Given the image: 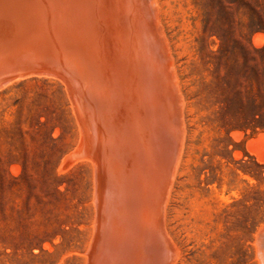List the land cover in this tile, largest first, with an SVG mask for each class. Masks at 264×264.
<instances>
[{
	"label": "rangeland",
	"instance_id": "obj_1",
	"mask_svg": "<svg viewBox=\"0 0 264 264\" xmlns=\"http://www.w3.org/2000/svg\"><path fill=\"white\" fill-rule=\"evenodd\" d=\"M154 4L170 53L159 58L160 62H167L162 63L163 70L158 64L154 66L158 68L155 69L157 73L153 65V69H149L154 75L158 74L157 77L163 73L160 78H165L159 81V77H152L151 71L147 70L151 67L148 64L147 67L144 65L143 71L146 81L150 82L149 78L157 81L154 84L151 79L156 89L153 88L155 92L151 93L146 89V97L152 94L156 99L159 92L164 96L161 100L160 93L161 99L155 102L160 111L150 107L154 105L150 102L152 95L147 97L149 101L146 98L145 106L149 109H144V114L148 115L145 123L149 129L146 130L153 126L155 129L151 131H156V135L146 131L147 136L143 137H148L149 143L143 140L145 147L139 145L141 148L133 151L143 156L140 155L141 159L137 161L146 158V163L152 164L146 168L149 173L145 171L147 179L155 183L154 195L167 192L158 196L161 207L157 219H160L154 222L155 218L153 223L143 220L147 196L144 188H140L143 185L139 184L141 173L130 174L132 167L134 171L142 172L141 167H146L142 164L145 159L140 162L141 167L132 164L129 173L131 180L138 179L133 180L138 190L133 188L134 182L130 190L136 189L134 193H140L139 197L134 190L131 193L123 191L131 188L127 185L122 184L125 188L122 186L121 189L123 196L130 194L133 202L141 199L137 203L142 205L136 207L124 196L122 199H128L127 203L130 201L129 205L133 207L132 210L131 207L122 209L125 203L119 207L122 196L118 189L120 194L116 199L119 202L113 200L117 201V207L111 206L114 202L110 199L109 206L108 200L104 204L107 208H119L120 216L116 214L114 219L115 208L106 210L109 215L105 207L102 209L101 193L97 194L101 192L99 175L96 174L100 173L97 169L103 164L102 159H106L100 157L99 146L103 153L105 149L108 151L109 143L106 142L107 135L104 134L103 139L100 137L99 120H96V128V118L93 121L91 114L92 119L89 118L80 97L70 101L67 86L60 79L23 77L0 90V264H145L144 256L149 260V255L155 253L152 259L157 261L159 251H166L163 258L158 254L160 264H264V0H154ZM163 80L165 85L169 84L165 86ZM149 84L146 83V88H151ZM165 89L169 91L165 92ZM151 111H158V118ZM170 119L172 124H168ZM164 120L169 121L165 123ZM150 133L152 138L148 136ZM154 137L164 142L165 145L160 143L163 150L167 147V152L174 151L173 160L166 150L161 149L158 153L173 161L165 160L170 166L164 161L166 156H163L164 164L161 157V162L155 161L158 155L154 147L157 149V145L152 143L159 142H155ZM99 141L106 143L105 146ZM146 151L153 153L148 156ZM134 152L133 155L137 154ZM151 154L157 156L155 160ZM103 156L107 155L104 153ZM153 165H159L161 173ZM163 168L170 175L163 172ZM162 172L166 173L165 180H162ZM154 174L165 182L161 183L162 187L157 186L160 178H153L156 182L152 180ZM160 189L162 192H158ZM140 190L144 191V198H141ZM148 197L146 201L154 198L149 203L158 201L154 196ZM126 205L123 207H128ZM100 208L103 214L99 212ZM127 209H130L129 213ZM108 210L110 213L112 210L111 216ZM122 212L133 215L125 217L126 220L120 218L123 220L120 221L117 217L126 216ZM108 217H113L111 224L118 221L113 230L112 225H108ZM133 219L141 221L137 224ZM101 221L107 226L99 225ZM155 223L161 224L154 228ZM120 224H123L121 228ZM144 228L151 234L145 236ZM113 231L116 235L111 233ZM140 235L145 242L141 241ZM153 235L156 243L161 241L160 245L153 242ZM112 237L115 244L124 241L123 245L134 246L130 245L128 249L120 244L115 246L122 245V249L116 248L111 243ZM124 238L131 242H125ZM149 238H152L151 244H155L151 248L145 246L146 243L150 245ZM95 240L102 243L97 245ZM95 247L99 249L96 255ZM149 248L152 255L144 253ZM150 249L147 252L151 253ZM129 251L134 255L131 256ZM113 257L114 260L120 258L119 262L117 259L116 263Z\"/></svg>",
	"mask_w": 264,
	"mask_h": 264
},
{
	"label": "water",
	"instance_id": "obj_2",
	"mask_svg": "<svg viewBox=\"0 0 264 264\" xmlns=\"http://www.w3.org/2000/svg\"><path fill=\"white\" fill-rule=\"evenodd\" d=\"M169 53L154 0H0V90L60 79L72 101Z\"/></svg>",
	"mask_w": 264,
	"mask_h": 264
},
{
	"label": "bare ground",
	"instance_id": "obj_3",
	"mask_svg": "<svg viewBox=\"0 0 264 264\" xmlns=\"http://www.w3.org/2000/svg\"><path fill=\"white\" fill-rule=\"evenodd\" d=\"M159 14V13H158ZM160 21V20H159ZM162 57H164V56H162ZM165 58V57H164ZM168 58H170V57H168ZM163 59V58H162ZM170 60V59H169ZM155 62H153L152 64H151V62L150 63H148V65H150L151 67L149 68V66L148 65H145L146 67H147V70H149V69H151L152 68V65H153V67L155 66H157V64H158V67H160V65H161V68H162V66H163V64L162 63H167L166 61L165 62H160L159 61V58H158V60L156 59V60H154ZM158 61V63H156ZM160 62V63H159ZM156 64V65H155ZM143 67L144 66H142V68L140 67V68H138V69H136V70H134V71H132V72H129V73H127V74H125V75H123V76H121V77H119V78H117V79H115V80H113V81H111V82H109V83H107V84H105V85H103V86H101V87H99V88H97V89H94V90H92V91H90V92H88V93H86V94H84V95H82V96H80V99H81V101H82V104H83V106L85 107V109H86V111H88L89 112V115L91 114L92 115V117H93V121H94V118H96L95 119V126H96V128H97V119L99 120L98 122H100V126H101V131L100 132H102L101 134H100V137L103 139V136H104V134L105 135H107V137H108V139L107 138H105V139H107L108 141H106L107 143H109V145L107 146L108 147V151L105 149V150H103V148H102V150L104 151L103 153H101L102 151H101V146H99V150H100V154H101V156L100 157H105L106 159H102L104 162H103V164H101V166L99 167V169H97V171L98 170H100V173L99 174H96V176L97 175H99V176H97V178L99 179V183H98V188L100 187V190H101V192H96L97 194H99V193H101V195H100V204H101V207H102V209L104 208L105 209V211L107 210V209H110V208H113V207H111L112 205L114 206L115 205V203L117 204V201L119 200L118 198V200L116 199V196L118 195V194H120L121 193V195H119L120 197H121V199L123 198L124 199V196H125V198H126V196L127 195H124L123 196V194L124 193H122V191H121V189H123V187L124 186H128V187H131V188H129V189H126L125 187V189L123 190V191H130L129 193H131L133 190V193L136 191V189H137V187H135L136 185V182H134L133 180L135 179H137V177H135L133 180H131L132 178H130V175H129V173H130V168L132 167L131 165L132 164H135L136 166L139 164L140 165V167H141V165L143 164V165H146V167H144V166H142L141 168H142V172H141V170L140 171H134V168L132 167V169H131V175L132 174H136V172H140L141 173V178L139 179L141 182L139 183V184H142L143 183V185H142V187H140L141 189L142 188H144V191H145V193H146V196H147V198L146 199H144V204H146V206H144V208H143V211H142V217H143V220L144 221H149V222H152L155 218H156V221H154V222H158V220L160 219V218H158L157 219V217L159 216V206H160V199H158L159 197L158 196H160L161 197V195L162 194H167V192L165 193H159L158 194V196H156V195H154V194H156V193H154V192H156V190H154L155 189V183L153 182H151V181H149L148 179H147V175H146V173L149 171L148 169L146 170V168H149V166H151L152 164H150V165H148L146 162L148 161L146 158H144V159H142V160H140V162L142 163V162H144V163H140L139 162V160L137 161L136 159H138V158H140V155L138 154V156H137V158H136V155L137 154H134L133 155V149H139V145H141V147H145L143 144L144 143H146V141L145 140H149V139H147L148 137H146V139L144 138L145 136H147V133H146V131H150V132H152L151 131V129L153 128V126L150 128V130H146V120H145V117L147 118L148 117V115H146V114H144L145 112H144V109H146L147 107L145 106L146 104H147V102H146V98L147 97H151V95L152 94H150V95H148L147 97H146V89H148V92L149 93H151L153 90V86H152V84L154 83H157V81L156 80H153L152 78H149L150 79V82H148V81H146V79H145V77H146V75H145V73H144V71H143ZM154 67V72L155 73H157L156 72V70L155 69H157L158 70V68H155ZM164 67V66H163ZM145 68V67H144ZM165 68H167V65H165ZM169 68V67H168ZM146 69V68H145ZM144 69V70H145ZM153 69V68H152ZM146 70V71H147ZM159 70H160V68H159ZM162 70H163V68H162ZM145 71V72H146ZM149 71H151V70H149ZM153 71V70H152ZM152 71H151V74L153 75L152 77H154L155 75H158V74H155L154 75V72L152 73ZM171 71V70H170ZM147 73H148V71H147ZM151 74H149L148 73V75L151 77ZM166 74H170V73H166ZM165 74V75H166ZM161 75H163V73L161 74ZM161 75H159L158 77L160 78V76ZM167 75V76H168ZM172 75V77H170V82L172 81L171 80V78H173V73L171 74ZM155 77H157V76H155ZM157 77V78H158ZM169 77V76H168ZM167 77V78H168ZM163 78H165L164 76H163ZM163 78H160L159 79V81L161 80V79H163ZM175 78V77H174ZM148 79V80H149ZM151 79L153 80V83L151 82ZM165 80V79H164ZM163 80V82H164V85H165V81L167 80H165L164 81ZM162 82V81H161ZM169 82V81H168ZM146 83H150L149 85H151V88H150V86H147V88H146ZM167 83V82H166ZM153 84V85H154ZM167 84H169V83H167ZM166 84V85H167ZM173 83H171V85H172ZM165 85V86H166ZM159 86H161V85H159ZM169 86V85H168ZM173 86H174V84H173ZM162 87V86H161ZM160 87V88H161ZM150 88V89H149ZM168 88V87H167ZM170 88V87H169ZM168 88V89H169ZM175 88H177V84L175 83ZM154 89H156V88H154ZM163 89V88H162ZM171 89H174L173 87L171 88ZM170 89V90H171ZM150 90V91H149ZM165 90H167V89H165ZM159 91V90H158ZM157 91V92H158ZM169 90H167V91H165V92H168ZM175 91L177 92V90L175 89ZM174 91V92H175ZM153 92H155V90L153 91ZM156 92V93H157ZM170 92H172V91H170ZM175 92V93H176ZM161 92H159V93H157L158 95L160 94ZM162 94V95H161ZM159 96H161V98L164 96L163 95V93H161ZM167 94V93H166ZM165 94V95H166ZM169 94V93H168ZM171 94V93H170ZM157 95V98L156 99H154V97H153V95H152V99H151V103H152V105H153V103H154V105L153 106H155L156 107V105H155V102L157 103V99H159L160 97ZM176 95V94H175ZM175 95L173 96V97H175ZM177 96V95H176ZM180 95H178V97H179ZM166 97V96H165ZM160 98V99H161ZM168 98H169V96H168ZM171 98H172V96H171ZM152 100H154V101H152ZM161 100H163V98L161 99ZM169 100H170V98H169ZM147 101H149L148 100V98H147ZM79 102V101H78ZM149 102V104H151ZM176 102V101H175ZM146 103V104H145ZM163 104H164V101L162 102ZM148 104V105H149ZM161 104V103H160ZM165 104H167V103H165ZM164 104V105H165ZM171 104V103H170ZM169 104V105H170ZM172 104H174V103H172ZM171 104V105H172ZM147 105V106H148ZM153 106H150L151 108H153V110H158V111H160V109L159 108H157L156 107V109H154L155 107H153ZM166 106V105H165ZM174 106V105H173ZM146 107V108H145ZM165 108H167V106L165 107ZM148 109V108H147ZM146 109V110H147ZM180 109V108H179ZM171 109H169V111H170ZM173 110V109H172ZM175 110V109H174ZM148 111H149V109H148ZM158 111H156V113L158 112ZM152 112V111H151ZM154 112V114L156 115V113H155V111H153ZM152 112V113H153ZM166 112V111H165ZM164 112V115H165V117H166V113ZM179 112V111H178ZM159 113V112H158ZM169 113V112H168ZM170 113H171V111H170ZM87 114V113H86ZM153 114V115H154ZM91 115H90V117L89 118H91ZM152 115V116H153ZM154 115V116H155ZM162 115H163V111H162V114L160 113L159 114V116H161L162 117ZM87 116H88V114H87ZM86 116V117H87ZM167 116H169V115H167ZM156 117H157V115H156ZM170 117V116H169ZM158 118V117H157ZM172 118V117H171ZM176 118V117H175ZM92 119V118H91ZM151 119V118H150ZM153 119H155L154 117H153ZM160 119V118H159ZM89 120V119H88ZM166 120V119H165ZM164 120V122L166 123V122H168V121H165ZM156 121H157V119H156ZM156 121H154V123H156V124H158L159 122H161V120H158V123L156 122ZM170 123H168V124H172V119H170ZM150 123H151V121H149ZM173 122H175L174 120H173ZM153 123V122H152ZM163 124L164 126H166V124ZM176 123H177V121H176ZM97 124V125H96ZM178 124V123H177ZM155 125V124H154ZM94 127V126H93ZM155 127V126H154ZM176 127H178V126H176ZM180 127V126H179ZM95 128V127H94ZM159 127H157L156 128V130L158 129ZM172 128H173V126H172ZM147 129H149V127L147 128ZM153 129H155V128H153ZM100 130V129H99ZM95 131V130H94ZM97 131V130H96ZM95 131V132H96ZM103 131H104V133H103ZM145 131V132H144ZM160 131V130H159ZM165 131V130H164ZM156 132V131H155ZM154 131L152 132L153 134L152 135H156V133H155ZM161 132V131H160ZM160 132H158L157 131V133H160ZM166 132V131H165ZM97 133H98V131H97ZM145 133V134H144ZM155 133V134H154ZM98 135V134H97ZM143 135H144V137H143ZM149 136V138H150V136H151V133H150V135H148ZM160 136H161V134H160ZM153 136H151V138H152ZM95 138H96V133H95ZM142 138H144V139H142ZM104 139V140H105ZM154 139L155 140H157V138L156 137H154ZM158 139H159V136H158ZM99 139H97V141H98ZM134 140H135V142H136V144L138 143V146L136 145V144H134ZM143 140H144V143H142L143 142ZM154 140V141H155ZM96 141V142H97ZM151 141H153L152 139H151ZM162 140H157V141H155V142H159V144L160 143H162L161 142ZM99 142H101V141H99ZM98 143V142H97ZM102 144H104L103 146H105V144L106 143H104V142H101ZM140 143V144H139ZM142 143V144H141ZM148 143H149V141H148ZM150 143H152V142H150ZM154 146L155 145H157V149L159 148L158 146H160V150H158L157 151V149L154 147V151H156L155 153L158 155V153H159V151H161V149L163 150V145H165L164 144V142L162 143V144H157V143H152ZM151 144V145H152ZM98 145H99V143H98ZM97 145V146H98ZM143 145V146H142ZM145 145H147V144H145ZM152 145V146H153ZM167 145V144H166ZM102 146V147H103ZM135 146H137V147H135ZM147 146H149L150 147V145H147ZM146 146V147H147ZM140 147V148H141ZM106 148V147H105ZM166 148L167 147H165V149L163 150V152L166 150ZM175 148V147H174ZM145 149V148H144ZM143 148H142V150H144ZM149 149V148H148ZM97 150V149H96ZM141 150V149H140ZM146 150V149H145ZM151 151H153L152 149H151ZM153 151V152H154ZM168 151V149L165 151L166 152V154L168 153L169 154V152H170V150H169V152H167ZM97 152H98V150H97ZM107 152V153H106ZM134 152V153H135ZM141 152H144V151H141ZM140 152V153H141ZM153 152H149V151H146V153H148V156H149V153H153ZM173 153H171V155L172 154H174V151H172ZM105 153V155H107V156H103V154ZM97 154V153H96ZM165 154V153H164ZM152 156H153V154H151ZM162 155V154H161ZM161 155H158V158L159 157H161ZM170 154H169V157L171 156ZM155 156V155H154ZM153 156V159L155 160V158L157 157V156H155L154 157ZM163 156H166L167 157V155H163ZM163 156L161 157L162 159V162H163V164H164V161L166 160L167 161V159L169 158V157H165L166 159H164V161H163ZM174 155H172V157H171V159L173 158L174 159V157H173ZM141 157H143L142 155H141ZM158 158H157V160H155V161H160V158H159V160H158ZM98 159V158H97ZM141 159V158H140ZM150 159H152L151 157H150ZM170 158L168 159V160H170V162H173L172 160H171ZM137 162H136V161ZM144 160V161H143ZM153 160V161H154ZM95 161V160H94ZM165 161V163H169L168 165L170 166V162H166ZM98 162V161H97ZM150 162V161H149ZM161 162V161H160ZM102 163V162H101ZM151 163V162H150ZM98 164V163H97ZM172 164V163H171ZM96 165V164H95ZM100 165V164H99ZM157 165V164H156ZM156 165H153V168H154V166H156ZM96 166H98V165H96ZM148 166V167H147ZM159 166V165H158ZM158 166H156V167H158ZM167 166V165H166ZM168 166V167H169ZM173 166V164L171 165V167ZM139 167V168H140ZM155 167V168H156ZM163 167V166H162ZM138 167H136V169H137ZM144 168V169H143ZM152 167H150V169H151ZM158 169V172L159 173H161V171H159V169H161V168H157ZM164 169V168H163ZM162 169V170H163ZM147 172H146V171ZM151 170H153L154 171V173H156L155 172V170L154 169H151ZM150 170V171H151ZM133 171L135 172V173H133ZM170 171H171V169H170ZM163 172H166L167 173V171H165V169L163 170ZM162 172V173H163ZM149 173V172H148ZM166 173H165V175H164V173L162 174V175H164L163 177H164V179H162V180H165V176H166ZM174 173V172H173ZM137 174H139V173H137ZM167 174H169V173H167ZM151 175V174H150ZM149 175V177H151ZM155 175V177H151L152 178V180H153V178L156 180V179H159L158 178V176L156 175V174H154ZM170 175V174H169ZM156 176H157V178H156ZM168 176V175H167ZM173 176V175H172ZM139 177V176H138ZM162 177V178H163ZM170 177V176H169ZM167 178V177H166ZM142 179V180H141ZM138 180V179H137ZM155 180H153V181H155ZM161 180V178L159 179V181H161V182H159L158 183V187H162V184L161 183H165V182H163ZM169 180V182L171 183V179H168ZM168 180H166V182L168 181ZM131 181V182H130ZM132 182H134V184L132 185L133 186V188H136V189H133L132 191L130 190V189H132V186H131V183ZM139 182V181H138ZM156 182V181H155ZM157 182H158V180H157ZM169 182H167V183H169ZM122 184H124V186L122 185ZM129 184H130V186H129ZM97 185V184H96ZM100 185V186H99ZM160 185V186H159ZM165 185V184H164ZM123 186V187H122ZM126 186V187H127ZM137 186H141V185H137ZM165 186H167V184L165 185ZM97 187V186H96ZM121 187V188H120ZM169 187V185L167 186V188ZM139 188V187H138ZM164 188H166V187H164ZM170 188V187H169ZM118 189H119V191H120V193H118L119 191H118ZM99 190V191H100ZM138 190V189H137ZM140 191H142V190H140ZM139 191V192H140ZM144 191H142L141 192V194H143V192ZM149 191V193H147V192ZM154 191V192H153ZM158 191V190H157ZM162 192V190L160 189L158 192ZM164 191H167V190H164ZM129 193H127V194H129ZM134 194H138L137 196L139 197V194L140 193H134ZM149 194V195H148ZM163 195V196H164ZM118 196V197H119ZM133 195H131V197H132ZM136 196V195H135ZM141 196V195H140ZM143 197H141V198H144L145 197V195L143 194L142 195ZM148 196H151V198H152V196H156L155 197V199L157 200L158 199V201H156L154 204L153 203H149V202H152L153 200H154V198H152L153 200L151 201H146L147 199H149L150 197H148ZM97 197V199H98V196H96ZM129 197H130V194H129ZM128 196H127V198L130 200V198H129ZM163 198H166V197H163ZM108 199H110V201H113L114 199L115 200H117L116 202H114V203H112L111 204V206H110V208H107V206H109L110 205V201L108 200ZM119 200L118 202L120 203H118L119 205V207H121V205L123 204V203H125V205H126V203H127V201H128V199L126 200L125 199V201L124 200ZM131 199H133V198H131ZM162 199V198H161ZM107 200H108V205L106 206L105 204L107 203ZM136 200V199H135ZM139 201L141 200V199H138ZM138 200L137 201H132V200H130L131 201V203H133V205H136V207L137 206H139V205H142V204H139L138 205ZM160 200V201H159ZM164 201H165V199H163ZM122 201H124V202H122ZM129 201V202H130ZM142 201V200H141ZM97 202H98V200H97ZM104 202H105V204H104ZM122 202V203H121ZM129 202L127 203L128 205H126V206H128V207H123V206H125V205H123L121 208L122 209H126V208H130L131 206L133 207V205L132 204H130L129 205ZM136 202V204H134ZM138 202V203H137ZM163 203V202H162ZM105 206H104V205ZM96 205H97V203H96ZM116 206V205H115ZM98 207V206H97ZM117 207V206H116ZM132 207L130 208L131 210H132ZM135 207V208H136ZM140 207V206H139ZM142 207V206H141ZM161 207V206H160ZM115 208V207H114ZM113 208V209H114ZM101 209V208H100ZM102 209L99 211L101 214H103L102 212ZM103 209V210H104ZM112 209V210H113ZM119 209V208H118ZM117 208H115L114 209V219H116V214H119L120 212H119V210H118ZM124 209V210H125ZM130 209H127V213H129L128 212V210H130ZM136 209H138V208H136ZM135 209V211H139V210H141V208L139 209V210H136ZM112 210H111V213H110V211H109V213H110V216H111V214H113L112 213ZM115 210H117L118 212L117 213H115L116 211ZM121 210V209H120ZM162 210V208L160 209V211ZM123 211V210H122ZM123 212H125V211H123ZM122 212V213H123ZM132 212V211H131ZM133 212H134V210H133ZM132 212V213H133ZM106 213L108 214V212L106 211ZM126 213V214H127ZM161 213V212H160ZM107 214H105V216L107 215ZM123 214H125V213H123ZM125 214V215H126ZM137 214H140V212L139 213H137ZM109 215V214H108ZM107 215V216H108ZM116 215V216H115ZM122 215V214H121ZM129 215H131V213L130 214H128V215H126V216H121V217H117L118 218V220H120V218H122V219H124V220H126L125 219V217H130ZM133 215V214H132ZM131 215V216H132ZM136 214H135V212H134V216H135ZM162 215V214H161ZM100 217H101V215H99ZM118 216H120V214L118 215ZM138 216V215H137ZM141 216V215H140ZM103 217V216H102ZM160 217V216H159ZM104 218V217H103ZM111 218H113V217H111ZM109 219V217H108V222H109V226L110 225H112V226H110V227H112L111 229L113 230L114 228H115V224H116V226H118L117 225V220L113 223L112 222V224L110 223L111 221H112V219ZM134 218V217H133ZM138 218H139V216H138ZM161 218H162V216H161ZM105 219V218H104ZM106 219H107V217H106ZM113 219V220H114ZM121 219V220H122ZM131 219H132V217H131ZM111 220V221H110ZM120 220V221H121ZM133 220H135V219H133ZM98 221H100V219H98ZM123 221V220H122ZM135 221H137V220H135ZM135 221H133V223L135 224ZM141 221V220H140ZM139 221V222H140ZM96 222H97V220H96ZM104 222V221H103ZM102 221H101V224H99V225H103V224H105V222L103 223ZM138 222V221H137ZM136 222V223H137ZM139 222L137 223V224H139ZM162 222V221H161ZM124 223H126V221H124ZM147 223V222H146ZM153 223V222H152ZM97 224V223H96ZM127 224H128V218H127ZM157 224L159 225V224H161V223H155L154 224V228H156L157 227ZM106 225V224H105ZM105 225L104 226H102L103 227V229H104V227H105ZM130 225V223L128 224V226ZM152 225V224H151ZM155 225H156V227H155ZM107 226V225H106ZM114 226V227H113ZM120 226V228L123 226V224H120L119 225ZM138 226V225H137ZM134 227V226H133ZM162 227V226H161ZM95 228H96V226H95ZM98 228V227H97ZM107 229H109V227L107 228ZM124 229L126 230V228L124 227ZM133 229H135V228H133ZM141 229V228H140ZM118 230H120L119 229V227H118ZM122 230V229H121ZM128 230H130V229H128ZM146 230L147 231H149V229H147L146 228ZM107 231V230H106ZM115 231H117V229L115 230ZM115 231H113V232H115ZM131 231H133V230H131ZM142 231V230H141ZM143 231H145V228L143 229ZM97 232H98V234L100 235V233H99V230L97 229ZM101 232V231H100ZM113 232H111L113 235H116V233L118 232H115V233H113ZM134 232V231H133ZM136 232V231H135ZM134 232V234H138L137 232L135 233ZM105 233V232H104ZM103 233V234H104ZM130 233V232H129ZM141 233V232H140ZM146 233H147V235L148 234H151V232H146L145 231V233H144V235L146 236ZM157 233V232H156ZM161 234H162V237H163V233H162V231L160 232ZM165 233V232H164ZM111 234V235H112ZM121 234L124 236L125 235V231L123 230L122 232H121ZM158 234H159V232L157 233V236H158ZM105 235V234H104ZM112 235V236H113ZM160 235V234H159ZM117 236H119L118 234H117ZM117 236H116V238H117ZM135 236V235H134ZM144 236V237H145ZM150 236V235H149ZM108 237V236H107ZM120 237V236H119ZM126 237H127V235H126ZM142 237H143V235L141 236L140 235V238H141V241L143 240L142 239ZM152 237H154V240H153V242H155L156 241V239H155V235H153ZM159 237H161V235L159 236ZM97 238V237H96ZM102 238V237H101ZM100 238V239H101ZM104 238V237H103ZM115 238V237H114ZM147 237H145V239H146ZM107 239V238H106ZM119 239V238H118ZM117 239V240H118ZM151 239L152 238H149L147 241H149L150 240V245L149 244H147L146 243V247H149L150 246V248L152 247V245H155V244H159L160 245V243H161V241L160 240H158V241H160L159 243H156L155 242V244H151ZM163 239H165L164 237H163ZM162 239V240H163ZM99 240V239H98ZM109 239H107V241H108ZM121 240L123 241V238H121ZM124 240H125V238H124ZM96 241V240H95ZM104 241V240H103ZM111 243L113 244L114 242H113V237H112V239H111ZM126 241H129V240H125V242ZM144 241V240H143ZM105 242V241H104ZM103 242V243H104ZM109 242H110V240H109ZM118 242H121L120 240L118 241ZM129 242H131V240L129 241ZM145 242V241H144ZM143 242V243H144ZM95 243H97V245L99 244V243H102L101 241H99V243L96 241ZM111 243H107L106 242V244H110L111 245V247H114L115 245H120V244H122V243H124V241L123 242H121L120 244L118 243V244H115L114 243V246L111 244ZM117 243V242H116ZM133 243H134V241H133ZM127 245H121L122 247H125V246H128V244L129 243H126ZM135 244V243H134ZM141 244V243H140ZM145 244V243H144ZM143 244V245H144ZM163 244H166V243H163ZM104 245V244H103ZM131 245V244H130ZM128 246V249H129V247H131V246H134V245H131V246ZM143 245H141L142 247H143ZM162 245V244H161ZM94 246V245H93ZM118 246H115L116 248H119V249H122L121 248V246L120 247H118ZM164 246V245H163ZM100 247H101V245H100ZM104 248H105V245L103 246ZM140 247V246H139ZM141 247V248H142ZM166 247H167V245H166ZM165 247V248H166ZM103 248V249H104ZM140 248V249H141ZM149 248V249H150ZM118 249V250H119ZM143 249L145 250V248L143 247ZM149 249L148 250H146V252L144 251V253L146 254V253H148V254H146V255H149V254H153L152 253V250H151V253H149V252H147V251H149ZM156 249V248H155ZM154 249V250H155ZM161 248H158V249H156L157 251L158 250H160ZM167 249V248H166ZM96 250H97V248L95 247V249H94V254L96 255ZM99 250V249H98ZM97 250V251H98ZM105 250V249H104ZM138 250V249H137ZM136 250V251H137ZM155 250V251H156ZM163 250H164V247H163ZM122 251V250H121ZM124 251H126V250H124ZM155 251H153V252H155ZM162 251V250H161ZM102 252V251H101ZM105 252V251H104ZM111 252H112V250H111ZM130 252V254H131V256L132 255H134V254H132V252L131 251H129ZM160 252V251H159ZM159 252H157L156 254H157V261L155 260H153L154 259V256H156L155 255V253L152 255V256H150L149 255V257H150V259L148 260V259H146L145 260V258H148V256H144L145 258H143L144 259V262L143 263H145V264H147V262L148 261H150V262H152V261H154L153 262V264H155L156 262H158V260H159V256L160 255H158V254H163L164 256H165V254L164 253H159ZM171 252V251H170ZM169 252V253H170ZM118 253V252H117ZM116 253V254H117ZM120 253V252H119ZM93 254V255H94ZM98 254V253H97ZM130 254L128 253V255H129V257H130ZM128 255H126V257H128ZM140 255V254H139ZM161 256V258H163L164 256ZM116 256V255H115ZM118 256V255H117ZM137 256V255H136ZM123 257V256H122ZM143 257V256H142ZM153 258V259H152ZM160 258V259H161ZM93 259V258H92ZM116 259V258H115ZM117 259H118V262H119V259L120 258H118L117 257ZM116 259V260H117ZM124 259V258H123ZM155 259H156V257H155ZM169 259H170V257H169ZM113 260H114V257H113ZM116 260H114V261H116ZM131 260V259H130ZM140 260V259H139ZM138 260V261H139ZM163 261H164V259H162ZM174 260V259H173ZM95 261V260H94ZM140 261H142V260H140ZM121 262H123V261H121ZM91 263V262H90ZM92 263H93V261H92ZM116 263H117V261H116ZM124 264H125V262H123ZM141 263V262H140ZM159 264L160 263H162V262H158ZM130 264V263H129ZM132 264V263H131ZM134 264V263H133ZM142 264V263H141Z\"/></svg>",
	"mask_w": 264,
	"mask_h": 264
}]
</instances>
